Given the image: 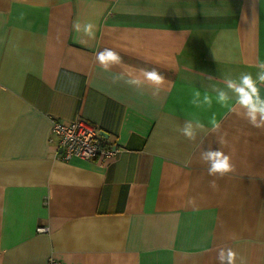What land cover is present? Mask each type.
I'll use <instances>...</instances> for the list:
<instances>
[{"label":"crops","instance_id":"0c3cea01","mask_svg":"<svg viewBox=\"0 0 264 264\" xmlns=\"http://www.w3.org/2000/svg\"><path fill=\"white\" fill-rule=\"evenodd\" d=\"M258 62L264 0H0V264H219L228 248L264 264V128L203 102ZM142 70L163 82L127 83ZM78 116L122 153L61 159L53 121ZM197 119L192 141L179 129ZM209 146L235 170L208 175Z\"/></svg>","mask_w":264,"mask_h":264},{"label":"clouds","instance_id":"9594fccd","mask_svg":"<svg viewBox=\"0 0 264 264\" xmlns=\"http://www.w3.org/2000/svg\"><path fill=\"white\" fill-rule=\"evenodd\" d=\"M73 29L76 32H81L93 38L95 36V25L88 23L81 26L77 21L73 24ZM98 62L107 68L110 64H118L121 62V57L115 51L111 49H105L97 56ZM257 67L259 71L256 76L253 77L251 73H241L238 77L233 78L231 76L226 77L224 81V87H218L213 85L209 94L206 90L203 94V102L208 108L212 107L213 99L217 104L224 107H229L231 111L237 112V107L242 112H237V115H243V117L256 128H264V96L261 95L260 89L264 87V62H258ZM142 77H130L127 83L140 87L145 81L152 82L155 85H160L164 77L156 70H142ZM211 79V77H209ZM159 92V88H156L154 94ZM201 92L199 90L194 91L193 96L199 97ZM234 101V104L232 102ZM196 107L201 105L196 104L195 101H191ZM209 123L211 124V131L213 133L219 132L220 122L217 121L215 114H213ZM179 131L189 140L195 141L197 135L203 132L205 136L208 134V129L200 120H187ZM220 145L225 143L223 137L218 138ZM200 160L208 165V175L220 177L225 176L229 172L235 170V166L230 162V157L226 155L221 149L213 150L209 146L208 150L201 152ZM215 186V181L211 182ZM217 260L219 264H236L237 253L231 248L220 249L217 254ZM240 264H245L243 258L240 260Z\"/></svg>","mask_w":264,"mask_h":264},{"label":"built area","instance_id":"2783aa9c","mask_svg":"<svg viewBox=\"0 0 264 264\" xmlns=\"http://www.w3.org/2000/svg\"><path fill=\"white\" fill-rule=\"evenodd\" d=\"M50 142L57 144L62 150L59 157L66 161L78 158L104 164L116 158L124 149L116 142H108L98 126L83 116H78L67 124L53 121ZM39 230L47 231L48 228L39 227ZM42 264L59 263L51 257Z\"/></svg>","mask_w":264,"mask_h":264},{"label":"water","instance_id":"95a60500","mask_svg":"<svg viewBox=\"0 0 264 264\" xmlns=\"http://www.w3.org/2000/svg\"><path fill=\"white\" fill-rule=\"evenodd\" d=\"M102 135H104V136H106V135H108L106 132H100Z\"/></svg>","mask_w":264,"mask_h":264}]
</instances>
